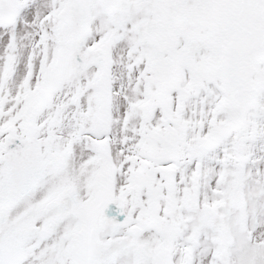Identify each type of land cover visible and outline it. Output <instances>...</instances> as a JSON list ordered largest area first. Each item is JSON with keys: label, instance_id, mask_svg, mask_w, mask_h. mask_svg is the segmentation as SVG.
Masks as SVG:
<instances>
[{"label": "snow or ice", "instance_id": "6c2138e0", "mask_svg": "<svg viewBox=\"0 0 264 264\" xmlns=\"http://www.w3.org/2000/svg\"><path fill=\"white\" fill-rule=\"evenodd\" d=\"M0 264H264V0H0Z\"/></svg>", "mask_w": 264, "mask_h": 264}]
</instances>
